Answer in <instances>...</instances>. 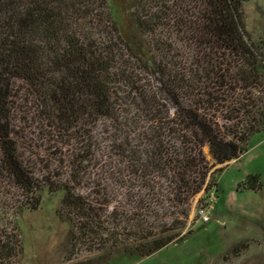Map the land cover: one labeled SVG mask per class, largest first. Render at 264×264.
Here are the masks:
<instances>
[{
	"label": "trees",
	"instance_id": "16d2710c",
	"mask_svg": "<svg viewBox=\"0 0 264 264\" xmlns=\"http://www.w3.org/2000/svg\"><path fill=\"white\" fill-rule=\"evenodd\" d=\"M117 1L0 0V221L60 191L72 247L146 256L180 240L211 169L264 128V45L241 0H128L126 19ZM20 147L58 167L33 176ZM22 249L18 225L0 227V263Z\"/></svg>",
	"mask_w": 264,
	"mask_h": 264
},
{
	"label": "rangeland",
	"instance_id": "374dc122",
	"mask_svg": "<svg viewBox=\"0 0 264 264\" xmlns=\"http://www.w3.org/2000/svg\"><path fill=\"white\" fill-rule=\"evenodd\" d=\"M127 1L110 4L118 18L126 19L129 14ZM241 10L251 39L264 45V0H241ZM31 150L37 151L30 147L22 150V159L33 176L40 170L46 171L45 165L58 167L57 160L52 164L51 159L34 160L28 154ZM204 152L210 159L208 147ZM66 162L62 163L63 167ZM219 167L211 189L200 191L191 200L180 240L149 255L126 254L109 243L101 251L76 250L71 245L70 226L59 216L62 192L43 190L40 192L41 204L36 210L9 214L0 221V227L7 229L13 224L18 225L23 246L21 253L3 264H73L88 258L93 259V264H264V128L249 136L245 152L211 170ZM253 173L259 175L262 188H243L241 183ZM3 184L0 183V197L9 204L11 199L1 191L6 189ZM204 202L209 205L201 213L198 207ZM203 214L208 218L204 219ZM148 218L149 221L153 219ZM241 243L247 244V248L238 249ZM103 252L111 253L110 260L105 261L100 256Z\"/></svg>",
	"mask_w": 264,
	"mask_h": 264
},
{
	"label": "built area",
	"instance_id": "2783aa9c",
	"mask_svg": "<svg viewBox=\"0 0 264 264\" xmlns=\"http://www.w3.org/2000/svg\"><path fill=\"white\" fill-rule=\"evenodd\" d=\"M208 205H209V202H204V203L200 204L199 207H198V211L203 213V211H205V209L208 208ZM203 217H204V219H207L208 215L207 214H203Z\"/></svg>",
	"mask_w": 264,
	"mask_h": 264
},
{
	"label": "water",
	"instance_id": "95a60500",
	"mask_svg": "<svg viewBox=\"0 0 264 264\" xmlns=\"http://www.w3.org/2000/svg\"><path fill=\"white\" fill-rule=\"evenodd\" d=\"M243 1H247V0H243Z\"/></svg>",
	"mask_w": 264,
	"mask_h": 264
}]
</instances>
